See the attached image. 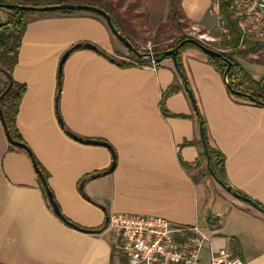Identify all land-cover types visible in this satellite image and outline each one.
I'll return each instance as SVG.
<instances>
[{
    "label": "crops",
    "instance_id": "1",
    "mask_svg": "<svg viewBox=\"0 0 264 264\" xmlns=\"http://www.w3.org/2000/svg\"><path fill=\"white\" fill-rule=\"evenodd\" d=\"M213 2L179 0L185 21L209 31L216 26ZM121 7L128 12L135 7L151 24L170 15V0H125ZM118 17L130 41L134 32ZM5 21L0 14V25ZM79 43L113 57L123 53L100 16L36 14L13 78L27 88L17 118L21 138L48 174L62 216L81 229L55 213L26 147L8 141L0 118V264H112L119 242L107 222L115 214L204 226L210 232L209 257L226 250L246 264H264V214L233 197L208 172L195 104L210 147L225 157V182L262 205L264 108L233 96L200 49L186 48L180 56L190 94L172 58L158 67H121L81 48L61 67L64 54ZM237 61L264 89V62ZM174 84L182 89L165 101L174 115L167 116L161 99ZM70 134L110 148L80 143ZM114 154L115 168L104 175Z\"/></svg>",
    "mask_w": 264,
    "mask_h": 264
},
{
    "label": "trees",
    "instance_id": "2",
    "mask_svg": "<svg viewBox=\"0 0 264 264\" xmlns=\"http://www.w3.org/2000/svg\"><path fill=\"white\" fill-rule=\"evenodd\" d=\"M124 1L125 0H119L118 4L115 6L110 1L105 2L104 0H39V1L37 0H16L15 2H11V3L6 2V0H0V3H3V4L8 3L12 5L32 6V7H45V6H53V5H61V4H81V5H89V6L97 7L107 12L110 15L118 31L120 32V34L124 36V32L121 30L117 21H115V18L113 17V14L116 12L118 8H120L121 4ZM221 2H222V6H221L222 21H223L224 26L230 32V39L229 40L225 39V48L223 49L224 50L226 49L234 50L240 44L241 33L238 28L237 21L233 19L232 13L229 10L228 0H221ZM7 11L10 14L9 20L0 25V118L2 120L4 129L6 131L8 141L12 140L16 143L23 144L24 147H26L25 149L26 151H28L30 158L33 160L37 173L39 174V176H43L45 181H47L48 174L46 173L45 169L41 166V164L37 161L33 153L28 149L26 143L22 140L21 135L18 130L17 118H18L20 106L22 103V99L24 98L26 94L27 88L24 84H20L16 82L13 78L14 69L16 68L18 64V60H19V53H20V49L22 46L23 37L26 33L28 24L31 21H33V18L29 19V16L35 15L37 14V12L21 11L19 9H15L13 11H9V10ZM58 13L72 14L76 12L62 11ZM84 13H87V12H84ZM46 14H53V13H46ZM96 16H99V15H96ZM182 17L184 16L180 10L179 0H170L169 18L172 20H177ZM187 40H191V38L183 37L179 39V41L176 42L175 45H172L168 50L178 47L182 42L187 41ZM189 47L200 49L196 45L187 43V44H184L182 47H180L176 54L177 63H178L177 72H178L179 77L182 79L184 83L187 82V77L185 75L184 67H183L180 56L183 50ZM260 47H264V43H256V42L255 43H251V42L245 43L244 50L238 53L240 55L239 57L242 58L251 53H258L260 50ZM71 49H73L71 54L77 50V49H74V46ZM135 49L139 51V49L137 48ZM128 52L130 56L128 60H118L117 58L113 56H109L106 52H103L101 50L98 51V53L101 56L109 59L114 64L120 65L121 67L152 64L150 59L138 58L137 55H135L133 52L131 51H128ZM163 52H164L163 50L155 51L151 54H153L155 58L158 59L162 57ZM219 53L221 54V56H212V55H206V56L209 62L212 65H214L220 71L222 76L226 79L227 81L226 85L228 87L229 92L237 98L246 100L257 107L264 108V89L261 86V84L257 82L240 65V63L236 59V55H235L236 52L233 53L232 55H228L225 52H221V51ZM165 59H170V58H165ZM228 62H231L232 65H231L228 75L226 76ZM156 66L158 67L159 64H156ZM181 89L182 88L180 86L174 84L169 88V90H167L162 95L160 105H161L162 112L166 114L167 116H174V115L168 113L165 110L164 108L165 101L168 99L169 96L178 93ZM187 91L189 92V89H187ZM60 93H61V68H60V73H59L58 96L60 95ZM248 96H251L253 100L249 99ZM192 102L195 103V100L193 97H192ZM195 108L197 110L196 114L198 115L200 122L202 124L201 143L204 148L203 154L207 162H208V159H210V164L207 165L208 172L221 184L223 188L230 187L225 182V175H226L225 157L221 153H219L218 151H215L214 149L210 147L208 143L207 129L196 107V104H195ZM177 117L191 118L190 116H183V115H180ZM185 145L191 146L194 144L186 143ZM113 159H114L113 164L116 165L115 154H114ZM184 165L188 167L198 166L197 163L192 164V165H188V164H184ZM47 187H48V184H47ZM232 190L243 198L244 200L243 202L245 203H247L246 201L252 202L264 210V205H262L261 203L257 202L256 200L250 199L249 197L245 196L244 194H242L241 192L237 190H234L233 188ZM61 218L66 224L74 228L81 229L74 223L67 220L65 217L62 216ZM88 232L95 233L96 231L90 230Z\"/></svg>",
    "mask_w": 264,
    "mask_h": 264
},
{
    "label": "built area",
    "instance_id": "3",
    "mask_svg": "<svg viewBox=\"0 0 264 264\" xmlns=\"http://www.w3.org/2000/svg\"><path fill=\"white\" fill-rule=\"evenodd\" d=\"M228 3L241 33L239 46L264 43V0H228ZM221 6V0H214L211 14L219 20L220 30L229 40ZM208 40L216 39L207 35L199 38L204 44ZM151 62L156 66L154 60ZM107 224L119 242L112 264H246L226 250L212 251L210 263H205L202 249L211 239L198 225L180 226L158 217L117 214L111 215Z\"/></svg>",
    "mask_w": 264,
    "mask_h": 264
},
{
    "label": "rangeland",
    "instance_id": "4",
    "mask_svg": "<svg viewBox=\"0 0 264 264\" xmlns=\"http://www.w3.org/2000/svg\"><path fill=\"white\" fill-rule=\"evenodd\" d=\"M16 0H6V2H15ZM39 1V0H37ZM111 1L112 4L117 5L114 3L113 0ZM42 2V1H41ZM8 4V3H7ZM122 6V4H121ZM120 6V7H121ZM118 8L114 13L115 18H117V23L119 24V15H122L121 19L126 21L131 31H133V37L131 38L130 42L135 47H138L140 53H153L155 51H165L168 50L172 45H175L179 39L183 37H190L191 39L199 42L203 46L207 48L214 49L218 52H225L228 55H232L235 53L236 59L239 58V54L241 51L244 50V46H238L235 50L226 49L225 51V37L222 31L220 30L221 24L217 18L213 19L212 26H215L214 30H205L201 27L191 25L187 21H185L184 17L172 20L169 17L165 19L162 23L159 24H151L149 21L146 20L144 15H138L135 12V7H133L130 12L126 11V9ZM122 9V10H121ZM0 14L6 17L7 22L9 20L10 14L6 9L0 8ZM38 14V13H37ZM45 14V13H43ZM36 15V14H35ZM35 15L29 16V19L34 18ZM170 16V15H169ZM4 22V23H5ZM217 22V23H216ZM127 29V28H126ZM124 36H129L124 29ZM203 35H207L208 37L216 39L215 42L208 40L206 44L199 41V38ZM228 40V39H227ZM224 46V47H223ZM123 53L121 55H117L115 58L118 60H128L129 59V52L128 50L122 45ZM259 50V49H258ZM244 60H251V61H260L264 62V47H260V50L256 54H248L245 57H242ZM204 233L209 234L207 228L204 226H200ZM206 228V229H204ZM208 244L205 243L202 249V259L205 263H210L211 258L209 257L208 253Z\"/></svg>",
    "mask_w": 264,
    "mask_h": 264
},
{
    "label": "water",
    "instance_id": "5",
    "mask_svg": "<svg viewBox=\"0 0 264 264\" xmlns=\"http://www.w3.org/2000/svg\"><path fill=\"white\" fill-rule=\"evenodd\" d=\"M0 8L6 9V10H9V11H13L15 9H19L21 11H32V12H37V13H58V12H62V11H70V12H87V13L99 15L100 17H102L106 21V23H107V25H108V27H109L112 35L128 51L133 52L135 55H137L138 58H146V59L154 60L156 64L161 63L165 58H172L177 70H178V63H177V56H176V54H177L179 48L182 47L184 44H187V43H191L193 45H196L206 55L221 56V54L218 51H215L214 49H211V48H207V47L203 46L202 44H200L199 42H197V41H195L193 39L182 42L178 47H175L173 49L164 51L162 57L161 58H158V59H156L155 56L153 54H151V53H140L139 51H137L133 47V45L130 43V41L126 37H124L122 34H120V32L118 31V29H117V27H116L113 19L110 17V15L107 12L103 11L100 8L93 7V6H89V5H81V4H61V5H53V6H45V7H32V6H19V5H12V4H3V3H0ZM81 48L89 49V50H92V51H99L98 47L96 45L92 44V43H79V44H77V45L74 46V49H81ZM72 50L73 49H70L69 51H67L64 54V56L62 57L61 63H60V66L61 67L63 66L64 62L69 57V55L71 54ZM226 61H228V60H226ZM231 65H232L231 62H228V68L226 70V76L228 75V73L230 71ZM185 87H186V89H188L187 82H185ZM189 93H190V91H189ZM245 96H247V95H245ZM248 97H249V99H252L253 100V98L251 96H248ZM201 126H202V124H201ZM70 136L73 139H75L76 141L80 142V143L93 144V145H102V146L109 147V145H107L106 143H100V142H95V141L83 140V139H80V138H78V137H76L74 135H71V134H70ZM9 142L12 145H14V146L24 148V145L23 144L16 143V142H14L12 140H9ZM206 154H207V152H206ZM207 164L208 165L210 164V159H208ZM34 166H35V164H34ZM114 168H115V164H113L112 167L110 168V170L107 171L106 173H104V175H107L110 172H112L114 170ZM99 176L100 175H96V176H93V178H98ZM40 177H41L42 183H43V185H44V187L46 189L47 196H48V198L50 200V203H51V205H52L55 213L59 217H62V214L60 212V209L56 205V203L54 202L52 192L47 187V183H46L44 177L43 176H40ZM224 189L228 193H230L233 197H235L236 199H238L240 201H244L243 198L241 196H239L236 192H234L231 187H227V188H224ZM246 202L248 204H250L252 207H254L255 209H257L258 211H260V212H262L264 214V210L263 209H261L260 207H258L257 205H255L252 202H248V201H246ZM208 214H209V212H208Z\"/></svg>",
    "mask_w": 264,
    "mask_h": 264
}]
</instances>
